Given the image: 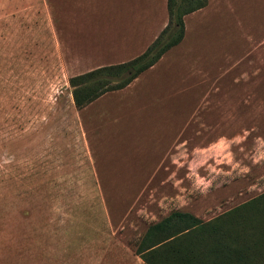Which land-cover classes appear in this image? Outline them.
<instances>
[{
    "label": "rangeland",
    "instance_id": "1",
    "mask_svg": "<svg viewBox=\"0 0 264 264\" xmlns=\"http://www.w3.org/2000/svg\"><path fill=\"white\" fill-rule=\"evenodd\" d=\"M168 23V0H0V264H147L170 214L264 195V0H208L153 68L75 107L71 78Z\"/></svg>",
    "mask_w": 264,
    "mask_h": 264
},
{
    "label": "trees",
    "instance_id": "2",
    "mask_svg": "<svg viewBox=\"0 0 264 264\" xmlns=\"http://www.w3.org/2000/svg\"><path fill=\"white\" fill-rule=\"evenodd\" d=\"M208 0H168L169 23L140 56L70 79L75 107L84 109L103 96L129 87L185 38V18ZM264 210V195L209 222L174 212L154 224L137 254L147 264H264V243L252 239L259 228L254 210Z\"/></svg>",
    "mask_w": 264,
    "mask_h": 264
}]
</instances>
